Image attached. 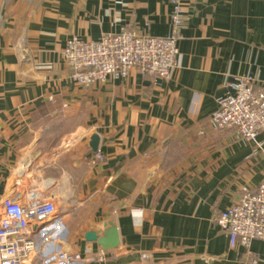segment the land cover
Instances as JSON below:
<instances>
[{"label":"crops","instance_id":"obj_1","mask_svg":"<svg viewBox=\"0 0 264 264\" xmlns=\"http://www.w3.org/2000/svg\"><path fill=\"white\" fill-rule=\"evenodd\" d=\"M172 1L0 0V214L36 191L55 195L62 221L34 264L67 247L72 264H264L263 239L231 247L217 222L261 183L264 154L210 125L227 84L252 75L264 87V0H184L167 79L134 69L82 86L63 57L74 36L168 35ZM106 223L120 245L100 261L85 234Z\"/></svg>","mask_w":264,"mask_h":264},{"label":"built area","instance_id":"obj_2","mask_svg":"<svg viewBox=\"0 0 264 264\" xmlns=\"http://www.w3.org/2000/svg\"><path fill=\"white\" fill-rule=\"evenodd\" d=\"M183 3L172 1V29L166 36L124 30L96 40L70 38L63 57L72 79L91 86L108 79H125L134 69L157 79L169 78L178 65ZM227 88L210 117L211 127L215 131L233 130L237 138L253 143L255 152L264 154V142L259 140L264 133V87L257 86L256 77L244 75ZM95 156L105 161L99 151ZM61 222L55 195L32 191L26 202L5 198L0 214V264H34V257L46 252L42 245L53 238L51 233ZM217 222L229 235L231 247L250 249L254 240H264V178L256 189L245 187L238 201L219 213ZM106 255L102 250L95 259L103 261ZM79 259V255L62 249L44 257L41 264H72ZM245 264H260V259L252 257Z\"/></svg>","mask_w":264,"mask_h":264},{"label":"water","instance_id":"obj_3","mask_svg":"<svg viewBox=\"0 0 264 264\" xmlns=\"http://www.w3.org/2000/svg\"><path fill=\"white\" fill-rule=\"evenodd\" d=\"M90 146L94 152L99 150L100 136L96 133L91 138ZM64 240L66 237H62ZM85 238L89 242H97L103 250L115 249L120 245V233L118 227L114 223H106L105 230L102 235L98 231L90 230L85 234ZM66 251H70L67 247Z\"/></svg>","mask_w":264,"mask_h":264},{"label":"rangeland","instance_id":"obj_4","mask_svg":"<svg viewBox=\"0 0 264 264\" xmlns=\"http://www.w3.org/2000/svg\"><path fill=\"white\" fill-rule=\"evenodd\" d=\"M67 63V62H66ZM70 69V68H69Z\"/></svg>","mask_w":264,"mask_h":264}]
</instances>
